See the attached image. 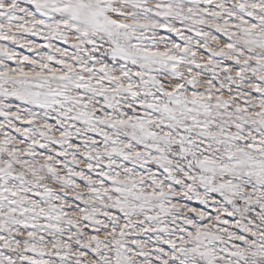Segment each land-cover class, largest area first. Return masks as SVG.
<instances>
[{
	"label": "snow or ice",
	"instance_id": "6c2138e0",
	"mask_svg": "<svg viewBox=\"0 0 264 264\" xmlns=\"http://www.w3.org/2000/svg\"><path fill=\"white\" fill-rule=\"evenodd\" d=\"M0 264H264V0H0Z\"/></svg>",
	"mask_w": 264,
	"mask_h": 264
}]
</instances>
